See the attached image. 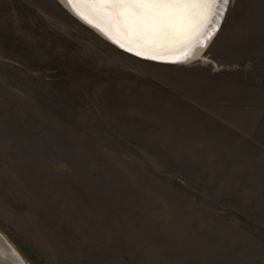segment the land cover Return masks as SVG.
<instances>
[{"label": "rangeland", "instance_id": "rangeland-1", "mask_svg": "<svg viewBox=\"0 0 264 264\" xmlns=\"http://www.w3.org/2000/svg\"><path fill=\"white\" fill-rule=\"evenodd\" d=\"M203 56L140 61L57 0H0V234L25 264H264V0Z\"/></svg>", "mask_w": 264, "mask_h": 264}, {"label": "bare ground", "instance_id": "bare-ground-1", "mask_svg": "<svg viewBox=\"0 0 264 264\" xmlns=\"http://www.w3.org/2000/svg\"><path fill=\"white\" fill-rule=\"evenodd\" d=\"M57 2L78 18L79 23L99 34L104 41L115 43L120 48L138 56L177 62L169 66L185 65L203 56L205 49L216 35L215 31L222 23V17L219 14H222L226 8L225 0H217V3L207 13L206 19H196L191 25L178 22L175 26L158 24L144 26L128 24L125 26L116 23L105 11L82 3L80 0H57ZM209 24L211 25L208 26ZM111 46L115 48L114 45ZM10 247L12 251L6 249L0 241L2 263L25 264L15 249L11 245Z\"/></svg>", "mask_w": 264, "mask_h": 264}, {"label": "snow or ice", "instance_id": "snow-or-ice-1", "mask_svg": "<svg viewBox=\"0 0 264 264\" xmlns=\"http://www.w3.org/2000/svg\"><path fill=\"white\" fill-rule=\"evenodd\" d=\"M105 11L118 24L144 26L149 24L191 25L206 19L217 0H80ZM228 0H225L227 3Z\"/></svg>", "mask_w": 264, "mask_h": 264}, {"label": "water", "instance_id": "water-1", "mask_svg": "<svg viewBox=\"0 0 264 264\" xmlns=\"http://www.w3.org/2000/svg\"><path fill=\"white\" fill-rule=\"evenodd\" d=\"M222 1V0H221ZM227 5H228V2L226 3V5H225V9H224V11H223V13L222 14H219L221 17H222V19H223V17H224V14H225V12H226V10H227ZM219 6V5H218ZM68 12V11H67ZM69 13V12H68ZM218 13V12H217ZM72 15V14H71ZM72 17H74L77 21H78V18H76L75 16H73L72 15ZM81 20V19H80ZM211 24H209L208 26H210ZM217 31V30H216ZM215 31V32H216ZM98 36H99V34H97ZM100 37V36H99ZM108 44L110 43L111 45H114L115 46V48L116 49H118L119 51H122L123 53H126V54H128V55H130V56H132V57H134V58H136V59H139V60H142V61H146V62H151V63H156V64H161V65H174V64H177V62H166V61H159V60H155V59H150V58H146V57H142V56H138V55H136V54H134V53H132V52H129V51H127V50H124V49H122V48H120L118 45H116L115 43H112V42H110V41H107V40H105ZM179 63V62H178ZM0 241H2V243H3V245H4V247L6 248V249H8V250H10V251H12V249H11V247H10V245L6 242V240L5 239H3V237L0 235ZM0 264H3L2 263V261L0 260ZM5 264V263H4Z\"/></svg>", "mask_w": 264, "mask_h": 264}]
</instances>
